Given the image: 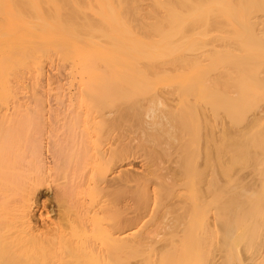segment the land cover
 Here are the masks:
<instances>
[{
    "label": "rangeland",
    "instance_id": "374dc122",
    "mask_svg": "<svg viewBox=\"0 0 264 264\" xmlns=\"http://www.w3.org/2000/svg\"><path fill=\"white\" fill-rule=\"evenodd\" d=\"M1 139L87 262L264 264V0H0Z\"/></svg>",
    "mask_w": 264,
    "mask_h": 264
},
{
    "label": "bare ground",
    "instance_id": "6f19581e",
    "mask_svg": "<svg viewBox=\"0 0 264 264\" xmlns=\"http://www.w3.org/2000/svg\"><path fill=\"white\" fill-rule=\"evenodd\" d=\"M6 141L7 140L5 139H1L0 141V149H1L0 150V264H99L100 259L98 255L100 251L97 245L92 244V247L93 246L94 247L90 251L92 253L90 254L91 255L90 257H93V258H89L88 260H91V261L87 262L86 258H84L85 255H83L80 249L78 248L79 246L78 242H75V241L70 242L69 240L66 241V238H65L66 230H68V228L71 227V225L74 222L72 220L73 219L72 214L67 215L68 211L70 210L69 208H66V209H69L67 212L64 210V212L66 213V216H64L65 214H63L64 213L63 212L61 214L63 215L62 216L63 218L61 217L62 219L59 218L58 222L56 221L54 225L52 226L50 225L51 227H49L48 225L50 230L47 229V226H45L46 228L44 227L43 228L44 230H43L41 228L42 224L40 226V223H43V222L38 223L37 218H35V217H38V215H41L38 212V210L40 211L41 209H39L37 205V202L39 200L35 201L36 204H34L33 202H28L29 199L27 202H25L26 200H24V202L22 200L23 204L21 205L20 204L18 205V203H16L17 205L16 204L14 205L13 203L10 204V202H14L13 201L14 199L11 197L14 195L13 191H14L15 184L12 182L14 179L13 177L14 175L13 176L11 175L13 173L12 172L13 170L10 171L13 167L12 161L14 160L11 158V156H9L7 152L8 149L4 147L5 150H2V146L9 145L8 143L6 144ZM76 143L73 142V144L75 145L71 143L70 145L74 148L78 144ZM79 145H81V143ZM63 148L65 149V147ZM41 163L45 165L43 161ZM13 164L15 163L13 162ZM10 172L12 173L10 174ZM66 188L67 187H65V189ZM62 191L66 192V190H61V192ZM65 192H64L65 194L64 196L65 198H67L68 193L66 195ZM56 194H58V192ZM58 195L54 196L56 197V200H57L56 205L59 206V208H61L63 202H65L64 203L65 205L63 206L66 207L67 200H64V196L59 195L60 196L59 197ZM56 200L54 199V201ZM44 207H45V204H44ZM99 209L101 208H96L95 206L93 208L91 207V208L84 209V210L80 209V211L78 210L79 214L77 213V215L75 216L77 217L79 215L78 216L79 219L77 218H74V219H75V223L79 222L78 224L80 226V229L82 230L81 233H84V234L88 233L89 231L87 229H89L90 225L95 224L93 223V221L98 222ZM75 213L76 211L74 212V214ZM36 214L38 215L35 216ZM76 219H77V222H76ZM42 220L43 219H41V221ZM45 223L47 225V222ZM45 223H43V225ZM51 224H53L52 221H51ZM96 224L98 225V223ZM96 224L94 228L97 226ZM113 235L115 236V234ZM46 247L47 249H45ZM35 249H38L40 251L37 250L38 252H36Z\"/></svg>",
    "mask_w": 264,
    "mask_h": 264
}]
</instances>
